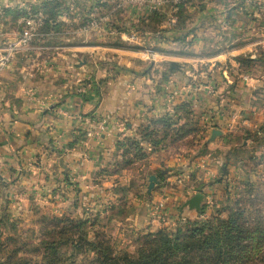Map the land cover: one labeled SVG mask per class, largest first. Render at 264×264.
I'll list each match as a JSON object with an SVG mask.
<instances>
[{
	"label": "rangeland",
	"instance_id": "rangeland-1",
	"mask_svg": "<svg viewBox=\"0 0 264 264\" xmlns=\"http://www.w3.org/2000/svg\"><path fill=\"white\" fill-rule=\"evenodd\" d=\"M138 1L0 0V53L13 49V57L24 58L30 52L29 64L40 69L50 56V49L44 48L59 43L63 47L107 44L131 51L141 60L146 96L163 105L158 119L173 118L169 129L163 122L144 123L142 134L153 131L164 149L158 158L166 161L150 190L149 169L137 165L148 153L131 151L132 139L141 138L118 137L111 154L106 153L107 165L95 174L96 180L111 176L109 187L97 183L101 202L82 194L76 200L82 188L78 185L71 186L67 195L75 198L63 200L64 188L43 181L27 186L28 191L38 192L31 200L20 201L15 195L0 201V262L22 243L32 247L50 240L54 219L63 216L98 215L95 230L108 233L117 249L130 252L141 233L173 230L180 217L200 223L214 215L226 218L228 210L218 212L233 204L232 211L244 207L254 217H264V0ZM81 59L77 57L75 66L82 65ZM112 67L115 74L123 68ZM89 78L80 80V87ZM250 115L256 128L241 127L239 134L220 132L227 146L210 145L211 135L202 139L201 122L212 127L211 117L242 121ZM193 192L203 195L200 212L184 206ZM247 196L258 200L252 209L246 202L240 204ZM158 202L169 213V206L174 210L166 223L151 218V208ZM77 206L78 210L72 209ZM145 216L147 223L139 228Z\"/></svg>",
	"mask_w": 264,
	"mask_h": 264
},
{
	"label": "crops",
	"instance_id": "crops-1",
	"mask_svg": "<svg viewBox=\"0 0 264 264\" xmlns=\"http://www.w3.org/2000/svg\"><path fill=\"white\" fill-rule=\"evenodd\" d=\"M44 49H50V56L40 63V69L29 64L30 52L24 58L14 55L12 62L0 69V185L6 187H0V201L15 195L20 201L31 200L38 192L28 191L27 186L43 181L64 188L67 193L65 198L62 194L63 200L70 198V187L78 185L79 189L82 186L81 193L76 198L72 195L71 200L80 199L82 194L101 202L96 182L109 187L106 182L111 176L96 180L95 174L107 165L112 142L118 137L140 136L144 123L159 120L163 105L146 96L141 60L131 51L107 44L63 47L59 43ZM78 56L82 57V65L75 66ZM112 66L123 68L115 74ZM86 76L94 92L78 93V83ZM145 110H149L148 114ZM238 119L211 117L212 127L201 122L202 139H208L213 130L239 134L241 127L252 129L257 124L251 115ZM224 142L216 136L209 144L227 146ZM142 146L148 155L137 165L156 176L166 163L158 158L164 149L152 143ZM194 194L189 193L185 201ZM20 208L22 211L21 203ZM168 208L170 214L174 212L172 206ZM96 210L97 207L92 209ZM146 223L145 216L137 226L142 228Z\"/></svg>",
	"mask_w": 264,
	"mask_h": 264
},
{
	"label": "trees",
	"instance_id": "trees-1",
	"mask_svg": "<svg viewBox=\"0 0 264 264\" xmlns=\"http://www.w3.org/2000/svg\"><path fill=\"white\" fill-rule=\"evenodd\" d=\"M172 119L168 115L156 122H163L169 129ZM187 121L189 125L193 123L192 118ZM152 132L141 133L140 140L132 139L131 151L145 152L144 143L158 146L161 140L154 139ZM247 197L239 200L240 204L246 202L252 209L258 200ZM233 205L218 212L228 210L226 218L214 215L200 223L180 217L173 230L161 228L138 234L133 241V252L117 249L108 233L95 230L100 220L98 215L63 216L54 219L50 240L32 247L22 243L0 264H32L37 259H40L37 264H264V217L258 214L254 217L244 207L232 211Z\"/></svg>",
	"mask_w": 264,
	"mask_h": 264
},
{
	"label": "built area",
	"instance_id": "built-area-1",
	"mask_svg": "<svg viewBox=\"0 0 264 264\" xmlns=\"http://www.w3.org/2000/svg\"><path fill=\"white\" fill-rule=\"evenodd\" d=\"M138 1V0H136ZM140 5L142 4L141 1H138ZM27 41V38L23 40V43ZM13 49L9 50L7 53H0V69L8 66L10 63L11 57L13 58ZM85 85H82V87L77 89L78 93H89V92H94V87L91 82V79L87 80L85 82ZM237 117V116H235ZM233 117V118H235ZM151 215H152V220H157V221H165L167 222V219H170V213L168 209L166 208L165 204L163 202H158L155 205L152 206L151 208Z\"/></svg>",
	"mask_w": 264,
	"mask_h": 264
},
{
	"label": "water",
	"instance_id": "water-1",
	"mask_svg": "<svg viewBox=\"0 0 264 264\" xmlns=\"http://www.w3.org/2000/svg\"><path fill=\"white\" fill-rule=\"evenodd\" d=\"M219 135H221L220 131L213 130L210 139L213 140L216 136ZM156 180L157 179L155 176H149V190L153 187L155 183H157ZM202 201H203V195L201 193H196L184 203V206H187L188 209H194L197 212H200Z\"/></svg>",
	"mask_w": 264,
	"mask_h": 264
}]
</instances>
